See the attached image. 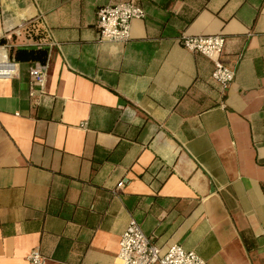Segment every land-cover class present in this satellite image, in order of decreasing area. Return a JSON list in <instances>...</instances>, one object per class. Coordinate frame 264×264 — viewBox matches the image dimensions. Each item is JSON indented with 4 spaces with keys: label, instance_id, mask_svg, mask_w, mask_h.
Listing matches in <instances>:
<instances>
[{
    "label": "crops",
    "instance_id": "obj_1",
    "mask_svg": "<svg viewBox=\"0 0 264 264\" xmlns=\"http://www.w3.org/2000/svg\"><path fill=\"white\" fill-rule=\"evenodd\" d=\"M127 1L0 0V264H118L132 219L163 251L264 264V0H132L130 40L101 41ZM206 35L226 89L179 42Z\"/></svg>",
    "mask_w": 264,
    "mask_h": 264
},
{
    "label": "built area",
    "instance_id": "obj_2",
    "mask_svg": "<svg viewBox=\"0 0 264 264\" xmlns=\"http://www.w3.org/2000/svg\"><path fill=\"white\" fill-rule=\"evenodd\" d=\"M144 15L143 9L132 0L102 8L97 13L100 40L127 43L130 40L131 22L144 18ZM224 41L222 35L183 36L179 39L182 48L193 54L202 55L213 63L211 79L226 89L233 82L235 73L220 62ZM15 67V62L0 64V77L12 76ZM27 73L30 96H33L34 87L43 89L45 76L40 69L34 67H29ZM122 186H124L122 182L117 185L118 188ZM116 260L118 264H205L197 254L185 251L178 244L171 245L163 251L133 219L120 236ZM26 261L27 264H43L44 258L34 249L28 254Z\"/></svg>",
    "mask_w": 264,
    "mask_h": 264
},
{
    "label": "trees",
    "instance_id": "obj_3",
    "mask_svg": "<svg viewBox=\"0 0 264 264\" xmlns=\"http://www.w3.org/2000/svg\"><path fill=\"white\" fill-rule=\"evenodd\" d=\"M37 59H38V60H43V59H42V55L39 56V57H37Z\"/></svg>",
    "mask_w": 264,
    "mask_h": 264
}]
</instances>
